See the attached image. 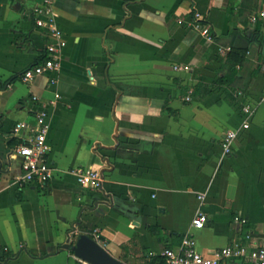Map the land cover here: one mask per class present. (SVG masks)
<instances>
[{"label":"crops","instance_id":"crops-1","mask_svg":"<svg viewBox=\"0 0 264 264\" xmlns=\"http://www.w3.org/2000/svg\"><path fill=\"white\" fill-rule=\"evenodd\" d=\"M42 1L0 0V82L16 77L0 90V256L12 255L0 264H83L65 245L93 229L124 264H165L162 250L185 235L204 254L233 242L264 248V19L249 20L264 0H56L60 67L24 82L45 59L49 39L32 15ZM194 13L212 41L188 26ZM253 31L262 46L247 40ZM230 47L247 48L234 86L219 81ZM198 82L212 94L193 96ZM235 86L255 110L222 155L223 135L241 123L224 92ZM41 106L53 167L44 186L17 179L8 145ZM76 166L99 170L102 186L78 184ZM198 210L201 229L191 224Z\"/></svg>","mask_w":264,"mask_h":264},{"label":"built area","instance_id":"built-area-1","mask_svg":"<svg viewBox=\"0 0 264 264\" xmlns=\"http://www.w3.org/2000/svg\"><path fill=\"white\" fill-rule=\"evenodd\" d=\"M56 0H43L32 12L35 26L45 31L49 39L45 44V59L42 63L26 68L22 74L24 82L31 81L35 76L57 71L60 67L59 53L62 46V31L57 27L54 17V4ZM259 18L264 19V9L256 14H251L249 20L256 22ZM181 22V21H180ZM188 26L197 31L205 40L212 41L213 35L210 27L204 23L199 13H194L188 22ZM174 69H188L187 66L174 65ZM53 82V79H50ZM191 93V90L189 91ZM237 97L242 95V90L237 91ZM59 94L55 93V98ZM33 100L37 96H32ZM189 99V96L186 97ZM255 108L245 102L240 108L241 123L238 128L225 132L220 147L222 155L230 153L232 143L241 130H245L250 125V119L254 114ZM27 129L26 135L20 142L12 148L11 156L15 159L20 158V168L17 179L21 183L36 182L44 186L53 177V167L48 161L50 146L47 143L46 136L48 132L47 110L41 106L34 112V121L28 124L25 121L15 123L12 131L13 136L20 130ZM76 178L78 184L83 187L99 189L102 186V173L92 166H76L70 171ZM236 222L241 223L239 217L234 218ZM207 217L205 213L198 210L192 218L191 224L194 228H203ZM90 237L100 245L101 235L97 229L91 231ZM102 246V245H101ZM161 255L165 259V264H224L232 259H247L252 264H264V248L252 243L233 242L224 247L213 249L208 254L199 251L194 240L189 235L182 237L177 248L166 247ZM83 264H90L82 260Z\"/></svg>","mask_w":264,"mask_h":264},{"label":"trees","instance_id":"trees-1","mask_svg":"<svg viewBox=\"0 0 264 264\" xmlns=\"http://www.w3.org/2000/svg\"><path fill=\"white\" fill-rule=\"evenodd\" d=\"M247 38H248L247 40L249 41V43H252V41H255L257 42L259 46H262V40L258 37V31H253L251 35ZM246 51H247V48L230 47V49L225 53L224 61H223V67L226 68L227 71L222 75V77L219 78V81H224L229 84L234 83L233 86L237 85L235 81L239 78V75H238L239 73L236 69V66L241 65L244 62ZM15 79L16 77H10L9 79L5 81L0 82V90H3L7 84L13 82ZM214 89L215 87L212 84L198 82L193 87L192 95L193 96L210 95L212 94ZM233 90L234 91L231 92L229 89H224L225 98L228 102L234 101L240 110L243 103L238 101L236 93L237 91L241 89L235 86ZM0 130H1V116H0ZM19 142L20 141L18 139L16 140V136H13L8 141V145L14 147ZM149 229L153 234H156L158 232V228L154 226H150ZM11 256L12 255L10 253L4 251L0 256V261L4 262L6 259H8Z\"/></svg>","mask_w":264,"mask_h":264},{"label":"water","instance_id":"water-1","mask_svg":"<svg viewBox=\"0 0 264 264\" xmlns=\"http://www.w3.org/2000/svg\"><path fill=\"white\" fill-rule=\"evenodd\" d=\"M65 246L71 249L75 257L90 264H124L84 233L76 236L72 243H67Z\"/></svg>","mask_w":264,"mask_h":264}]
</instances>
